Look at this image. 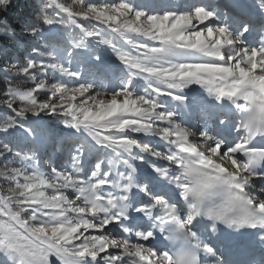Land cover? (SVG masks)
I'll return each mask as SVG.
<instances>
[{
	"label": "snow or ice",
	"instance_id": "1",
	"mask_svg": "<svg viewBox=\"0 0 264 264\" xmlns=\"http://www.w3.org/2000/svg\"><path fill=\"white\" fill-rule=\"evenodd\" d=\"M224 7L232 12L214 0L34 5L20 25L23 59L0 50L10 61L0 68V264H230L223 229L264 245V0L252 5L258 16ZM0 24V37L17 39ZM101 73L115 75L112 91L86 78ZM190 85L210 98L199 129L181 107ZM41 113L80 134L50 171L12 138Z\"/></svg>",
	"mask_w": 264,
	"mask_h": 264
},
{
	"label": "trees",
	"instance_id": "2",
	"mask_svg": "<svg viewBox=\"0 0 264 264\" xmlns=\"http://www.w3.org/2000/svg\"><path fill=\"white\" fill-rule=\"evenodd\" d=\"M67 2H71V0H67ZM38 3L39 0H11L7 10L0 11V21L7 18L8 24L14 27L17 33V39H10L7 36L0 37V50L7 51L13 62L17 59H23L27 47V38L23 34L24 30L20 25L23 20H27L29 23L32 22L29 18L34 14V5ZM0 26L3 25L0 24ZM65 27L67 26L57 29L58 36L62 35L64 38H69L71 29L68 28L67 31H65ZM58 36L51 37L50 43L56 44ZM8 62H10L8 57L0 53V68H3ZM49 75H51V73ZM13 83L19 86H31L30 81H26V78L23 76L15 77ZM4 86V73L0 71V90H2ZM8 115H11V113H8ZM40 116L45 117L44 119L46 120L40 122L36 120L35 117H32L24 124L25 129L31 127L34 131L25 134L23 129H18L13 134L12 138L20 148L24 149V151L35 155V162L42 170H48L43 165L44 163H52L56 166H60L67 161L70 150L69 141L74 135L79 136L80 134L67 128L63 123V118L50 116L47 113H41ZM3 118V110H0V122H2ZM38 133H41L42 138L38 136ZM58 155L64 157L63 162H59ZM0 164H2V162H0ZM6 186L7 185L3 181H0V188H6Z\"/></svg>",
	"mask_w": 264,
	"mask_h": 264
},
{
	"label": "rangeland",
	"instance_id": "3",
	"mask_svg": "<svg viewBox=\"0 0 264 264\" xmlns=\"http://www.w3.org/2000/svg\"><path fill=\"white\" fill-rule=\"evenodd\" d=\"M253 1H254V4L259 5V0H253ZM147 2L154 3L157 6H163L164 4H180L182 6L185 3V0H147ZM187 2L193 3V2H195V0H187ZM214 2L221 6L222 12H225V13L227 12L226 8L224 7L225 5L222 4L223 2H225L224 0H214ZM103 54L106 56V58L110 62H115V58L109 52H106ZM115 63H118V62H115ZM86 78L90 81L92 79H95V83H96V89L95 90L97 92H102V93L112 91L118 84V81H117V79L113 73H108L107 76H105L103 73H101V74L97 75L96 77L88 76ZM192 90H195V93L196 92L201 93L202 89L198 85H190L189 88L185 90V92L186 91H192ZM197 99L199 100V98L194 97V99L189 100L190 104L193 106V102L196 101ZM196 109L198 111H199V109L203 111L204 108L202 107V108H196ZM44 118L45 117H43V116L35 117V119L40 121V122H43L44 120H46ZM193 120H197V119H193ZM198 123H199V121L195 122L194 126L198 129L202 128V125H198ZM38 134H39L38 136L39 137L41 136V138H42L41 133H38ZM47 147H49V146H47ZM58 160H59V162H63L64 157L58 155ZM43 165L45 166V168H47L50 171V167L52 166V163H44ZM60 166H62V165H60ZM43 170H45V169H43ZM52 259H53V264H58V262L55 261L54 257Z\"/></svg>",
	"mask_w": 264,
	"mask_h": 264
},
{
	"label": "bare ground",
	"instance_id": "4",
	"mask_svg": "<svg viewBox=\"0 0 264 264\" xmlns=\"http://www.w3.org/2000/svg\"><path fill=\"white\" fill-rule=\"evenodd\" d=\"M226 2H224V3H222L223 5H231L232 3H238V1L237 2H235L236 0H225ZM231 9V8H230ZM231 11H232V9H231ZM185 95L188 97V105L187 106H184V105H182L181 107L183 108V112L186 114L187 112H189V111H187V110H191V112H193L192 110H194V109H196L195 107L196 106H194V107H190V102H189V100H192V99H194V97H197V98H199L200 99V104H198V106L199 107H203L204 109L203 110H207L208 109V107H209V105L207 104V99H210V98H206V93H204L203 92V90H201V93H199V92H196L195 93V90H192V91H186L185 92ZM190 107V108H189ZM187 111V112H186ZM184 119L185 120H188L189 121V117H188V115L186 114L185 116H184ZM193 123L191 124V125H194V123L196 122V120H194V121H192ZM209 122L211 123V120H209ZM198 125H202V122L200 121L199 123H198ZM232 247H228L227 246V248L226 249H231ZM233 249V248H232Z\"/></svg>",
	"mask_w": 264,
	"mask_h": 264
}]
</instances>
